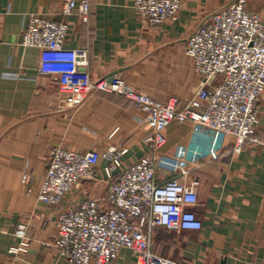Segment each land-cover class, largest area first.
I'll return each mask as SVG.
<instances>
[{"label": "crops", "instance_id": "crops-1", "mask_svg": "<svg viewBox=\"0 0 264 264\" xmlns=\"http://www.w3.org/2000/svg\"><path fill=\"white\" fill-rule=\"evenodd\" d=\"M234 1L182 0L177 19L151 26L134 0H92L86 17L77 11L65 15L67 0H0V264H67L54 245L53 222L62 208L86 197L85 186L75 185L61 204L50 205L27 195L22 183L23 173H32L38 187L52 146L104 151L124 145L125 164L148 150L147 129L136 122L139 111L125 97L93 90L81 105H64L57 79L38 70L39 50L20 43L29 15L68 23L66 46L87 52L94 81L115 73L160 101L177 98L182 104L201 82L186 54L190 34ZM247 7L264 18V0H247ZM258 110L257 140L229 159L221 154L233 146L232 135L192 121L168 124L158 149V177L186 172L198 181L195 210L203 228H157L154 253L180 264H264V93ZM107 185L93 183L90 194H102ZM20 221L28 223V246L12 251L22 240L15 234ZM123 257L129 260L130 251Z\"/></svg>", "mask_w": 264, "mask_h": 264}, {"label": "built area", "instance_id": "built-area-1", "mask_svg": "<svg viewBox=\"0 0 264 264\" xmlns=\"http://www.w3.org/2000/svg\"><path fill=\"white\" fill-rule=\"evenodd\" d=\"M182 0H134L137 13L149 25L177 19ZM90 15L92 0H67L65 15ZM69 25L38 13L29 15L20 43L39 50L38 70L59 82L66 107L81 105L88 93L103 90L125 97L139 114L136 122L147 129V152L130 164L124 145L104 151H77L61 144L49 150L45 174L35 189L32 173H23L26 194L38 201L61 204L77 184L85 198L62 208L54 226L57 251L67 264H180L152 250L154 231L201 230L198 181L188 173L158 177V149L165 143L168 124L192 121L230 134L232 147L221 156L229 159L248 142L257 140L258 101L264 93V18L247 7V0L214 11L190 34L186 54L200 76L198 91L182 104L177 98L160 101L132 86L124 77L94 81L87 52L66 46ZM106 161L101 167V161ZM101 167V168H100ZM107 180L100 195L90 194L93 183ZM15 234L22 238L12 251L28 246V223L20 221ZM131 257L125 260L124 251Z\"/></svg>", "mask_w": 264, "mask_h": 264}, {"label": "water", "instance_id": "water-1", "mask_svg": "<svg viewBox=\"0 0 264 264\" xmlns=\"http://www.w3.org/2000/svg\"><path fill=\"white\" fill-rule=\"evenodd\" d=\"M114 74L112 75V77L109 80H112L114 78V76H119V75H114Z\"/></svg>", "mask_w": 264, "mask_h": 264}]
</instances>
